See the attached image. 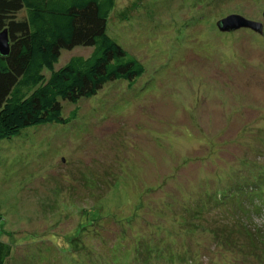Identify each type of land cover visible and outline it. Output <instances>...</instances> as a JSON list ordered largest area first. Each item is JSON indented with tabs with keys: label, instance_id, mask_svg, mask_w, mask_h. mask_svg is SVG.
<instances>
[{
	"label": "rangeland",
	"instance_id": "374dc122",
	"mask_svg": "<svg viewBox=\"0 0 264 264\" xmlns=\"http://www.w3.org/2000/svg\"><path fill=\"white\" fill-rule=\"evenodd\" d=\"M263 8L114 0L106 33L144 70L63 104V123L0 140L5 264H129L143 248L146 264H264L253 230L264 226V185L250 173L264 172ZM228 15L261 32L219 31ZM85 50L61 49L53 69ZM67 190L75 204L59 208ZM246 202L263 213L244 215Z\"/></svg>",
	"mask_w": 264,
	"mask_h": 264
},
{
	"label": "trees",
	"instance_id": "16d2710c",
	"mask_svg": "<svg viewBox=\"0 0 264 264\" xmlns=\"http://www.w3.org/2000/svg\"><path fill=\"white\" fill-rule=\"evenodd\" d=\"M113 5L114 0H0V31L6 30L8 43L7 54L0 55V140L26 127L63 123L67 120L61 115L63 104L90 98L107 82L121 79L132 83L142 74V64L106 33ZM75 46L91 47V51L74 54L53 69L60 50ZM250 173L260 183L258 191L262 190L264 172ZM72 194L62 192V200L56 202L59 208L75 204L64 198ZM246 205L250 211L244 215L264 211ZM61 211L71 214L65 207ZM238 228L240 234L250 235L244 224ZM263 229L253 230L257 232L256 249L264 252ZM248 240L252 241L250 236ZM148 250H129V264H146ZM9 252V245L0 241V264H5Z\"/></svg>",
	"mask_w": 264,
	"mask_h": 264
},
{
	"label": "water",
	"instance_id": "95a60500",
	"mask_svg": "<svg viewBox=\"0 0 264 264\" xmlns=\"http://www.w3.org/2000/svg\"><path fill=\"white\" fill-rule=\"evenodd\" d=\"M262 17L264 19V8L262 10ZM216 27L219 31H230L235 28L244 27L252 29L258 33L261 32V23L252 21L238 15H228L216 23ZM8 52V43L6 30L0 31V55H6Z\"/></svg>",
	"mask_w": 264,
	"mask_h": 264
},
{
	"label": "flooded vegetation",
	"instance_id": "af4514ba",
	"mask_svg": "<svg viewBox=\"0 0 264 264\" xmlns=\"http://www.w3.org/2000/svg\"><path fill=\"white\" fill-rule=\"evenodd\" d=\"M262 25V24H261Z\"/></svg>",
	"mask_w": 264,
	"mask_h": 264
}]
</instances>
